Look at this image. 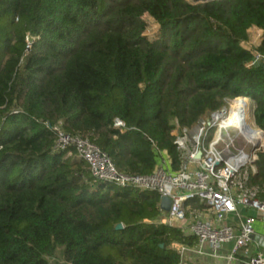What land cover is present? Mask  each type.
Returning a JSON list of instances; mask_svg holds the SVG:
<instances>
[{"label":"trees","instance_id":"1","mask_svg":"<svg viewBox=\"0 0 264 264\" xmlns=\"http://www.w3.org/2000/svg\"><path fill=\"white\" fill-rule=\"evenodd\" d=\"M253 26L264 0H0V264H180L176 245L197 238L157 222L160 194L98 180L53 126L130 174L165 151L177 168L176 122L228 99L250 97L264 130V60L242 46ZM257 168L264 185V151Z\"/></svg>","mask_w":264,"mask_h":264},{"label":"built area","instance_id":"2","mask_svg":"<svg viewBox=\"0 0 264 264\" xmlns=\"http://www.w3.org/2000/svg\"><path fill=\"white\" fill-rule=\"evenodd\" d=\"M188 1L197 3L203 0ZM262 33L264 36V31ZM245 43H250L249 39L243 41L242 46L252 51L253 64L264 60V54L257 48L246 47ZM254 107L250 97L238 96L228 99L221 108L201 118L192 127L176 122L171 134L179 151V164L174 168L165 151L150 174L119 170L96 143L68 133L59 125L53 126L57 135L55 148L86 160L98 180L156 191L161 198L169 197L171 207L169 211L162 210L157 222L194 235L198 243L194 251L198 254L222 257L230 262L239 259L243 264H264L262 253L247 255L255 216L242 211L255 210L264 219V185L250 183L258 172L259 154L264 151V130L255 124ZM115 126L121 128L125 123L116 118ZM231 130L236 131L235 136ZM237 136L250 146L249 151L236 145ZM227 243H233V246L224 256L219 251ZM176 247L181 264L190 248L186 244H177Z\"/></svg>","mask_w":264,"mask_h":264},{"label":"crops","instance_id":"3","mask_svg":"<svg viewBox=\"0 0 264 264\" xmlns=\"http://www.w3.org/2000/svg\"><path fill=\"white\" fill-rule=\"evenodd\" d=\"M253 27L263 32V30L258 28L257 26H253ZM242 211L245 214L248 212L249 214H252L253 216H255V222L253 224L254 233L252 235V242L248 246L247 255L255 254L258 252L264 255V219L262 215L255 210L247 211V209H243ZM197 244H198L197 242L193 245L186 244L190 248V250L185 260L181 264H243L242 262L239 261V259L230 262L227 259L222 258V257L219 258V257H213L208 254H198L197 252L194 251V248L197 247ZM232 246H233V243H227L222 247V249L219 252L225 256L226 254L230 252ZM206 250L207 252H212L211 249H206ZM243 254L244 252H242L241 257H243Z\"/></svg>","mask_w":264,"mask_h":264},{"label":"rangeland","instance_id":"4","mask_svg":"<svg viewBox=\"0 0 264 264\" xmlns=\"http://www.w3.org/2000/svg\"><path fill=\"white\" fill-rule=\"evenodd\" d=\"M145 19L147 20V23H148V28L146 30V34L151 38V39H154L157 37V35L159 34V24L150 16L146 15L145 16ZM263 36V33L253 27L250 31H249V41L250 43L248 44H244L246 47L248 48H257L260 43L262 42V37ZM32 42V41H31ZM231 134L233 136H235L236 134V131L235 130H231ZM236 145L238 147H244L246 151H249L250 150V146H247L245 145V142L243 141L242 137L241 136H237L236 140ZM50 260L52 259L51 257L49 258Z\"/></svg>","mask_w":264,"mask_h":264},{"label":"water","instance_id":"5","mask_svg":"<svg viewBox=\"0 0 264 264\" xmlns=\"http://www.w3.org/2000/svg\"><path fill=\"white\" fill-rule=\"evenodd\" d=\"M170 207H171V199L169 197H166V196L162 197L161 201H160L161 210L169 211ZM121 228H123V224L119 223L117 225V229H121Z\"/></svg>","mask_w":264,"mask_h":264}]
</instances>
